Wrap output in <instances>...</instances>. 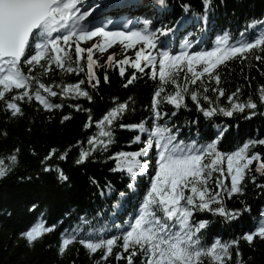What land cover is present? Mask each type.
<instances>
[{
  "label": "snow or ice",
  "instance_id": "6c2138e0",
  "mask_svg": "<svg viewBox=\"0 0 264 264\" xmlns=\"http://www.w3.org/2000/svg\"><path fill=\"white\" fill-rule=\"evenodd\" d=\"M155 3L162 9L168 7L167 0H155ZM117 6L141 5L139 0H127L124 4L92 0L87 7L85 0H0V101L4 102L12 117L24 114L21 103L35 102L48 112L62 109L65 106L63 102L53 103L50 99L57 96L65 100L84 98L89 103L94 102L93 94L87 88L96 90L101 83L96 68H117L126 81L123 84L125 88L133 85L141 74L147 76L150 73L152 79L158 76L161 82L152 96V119L147 123H120L129 104L119 102L117 98L113 100L114 106L95 121L91 108L79 103L70 105L77 112L88 114L84 129L93 126L98 129L97 134L87 137L88 148H80L75 163L83 165L98 152L108 153L116 142L115 125L133 132L138 130L140 134L134 135L130 142L137 145L136 150L116 151L107 159L114 165L110 171L126 173L133 180L138 176H148L150 186L143 195L138 214L127 227L117 226L119 234L78 236L73 230L62 238L59 252L63 254L70 245L79 243L90 254L102 252L97 264L112 256L117 261L125 260L126 264H135L137 258H142L141 264H231L234 259L236 264H244L239 251L240 241L248 245H253L256 240L264 242V212L260 214L257 225L243 233L240 239L233 238L230 242L217 239L210 244L205 243L203 236L211 221L197 220L196 216L198 213H210L225 221H233L250 210L247 206L229 210L225 201L243 195L249 179L256 183V174L264 177V153L254 150L257 146H264V139H251L231 152L218 149L219 139L207 144L186 143L179 139V129L166 122L169 113H163L161 105H172L178 110L187 107L185 100L190 96L199 111L208 118L217 114L231 117L237 112L244 113L246 109L256 110L258 104L251 96L240 101L239 88L231 95L226 94L220 87L222 78L218 69L234 59L247 60L249 55L264 64V31L259 35L252 32L250 39L244 38L248 29H264V19L248 24L239 34L241 39L235 43H231L230 36L225 34L211 51L182 50L173 54L168 49L167 40H161V37L167 38L177 30L172 25L151 29L149 21H145L142 28H129L125 23V30L114 31L108 29L111 21H101L92 26L86 23L90 18L97 20L105 15L107 9ZM202 7V19L208 23L212 0H203ZM183 9L186 13L190 11L187 4ZM187 23V20L174 22L178 27ZM184 43L185 48L190 46L189 41ZM116 45L121 46L120 59H117V52L108 51ZM129 50H134V54L129 55ZM97 53L100 56L108 53L104 63H100ZM37 68L39 75L36 74ZM55 69L77 76L83 73L85 78L59 85L41 82L40 76H47ZM128 69L133 71L126 75ZM181 73L184 74L182 84L178 79ZM213 81L215 87L210 89ZM103 82H109L107 72L103 75ZM169 84L174 86L171 93L166 90ZM210 90L216 94L217 100L225 98L228 105L219 106L207 95ZM8 93H12L10 98L6 96ZM201 100L210 106H202ZM258 101L264 104V85L258 88ZM170 115L175 116L176 113ZM71 119L70 114L63 115L60 122L63 124ZM78 143L82 145L83 141ZM19 151L16 149L17 153ZM69 151L60 153L55 148L51 149L42 161L43 171H53L48 162L53 157L67 159ZM8 159L14 164L17 156L11 155ZM9 171L11 166L0 159V178ZM55 171L61 182L69 181V176L62 169L57 167ZM92 183L98 182L93 179ZM257 186L264 189V185ZM106 188L112 190L110 184ZM101 192L103 194L104 189ZM54 228L41 221L23 232L22 236L28 245H33ZM114 249L119 250L114 252Z\"/></svg>",
  "mask_w": 264,
  "mask_h": 264
},
{
  "label": "trees",
  "instance_id": "16d2710c",
  "mask_svg": "<svg viewBox=\"0 0 264 264\" xmlns=\"http://www.w3.org/2000/svg\"><path fill=\"white\" fill-rule=\"evenodd\" d=\"M202 3L203 0H167L168 7L158 14L154 23L159 26L172 25L176 19L186 17L188 23L181 30L206 26L207 33L212 34L228 29L232 37L239 40V34L245 31L248 24L256 19H264V0H212L209 22L204 23ZM185 4L190 7L187 13L183 9ZM260 31L264 29H248L244 38L250 39L252 32L259 35ZM119 48L116 51L117 59L122 58L120 45ZM256 51L259 54V50ZM128 54L133 55L134 50H129ZM99 59L100 63L106 60L104 57ZM95 71L101 83L96 90L87 88L93 94L92 103L84 98L65 100L62 96H57L50 99L53 103L63 102L65 106L62 109L48 112L35 102L21 103L24 114L12 117L4 102L0 101V159L11 166V171L4 178H0V264H97L102 252L90 254L79 243L70 245L61 254L59 244L62 238L73 230L78 236L93 235L95 231L107 233L110 230L117 234V223L131 222L138 214L143 195L150 186L148 176H138L133 180L126 173L112 172L110 169L114 165L107 157L120 150H136L137 145L130 142L134 135L140 133L138 130L133 132L115 125L113 130L116 142L109 152H98L85 164L77 165L75 161L80 148H88L87 137L97 134L98 129L95 126L84 129L88 114L77 112L70 105L79 103L85 108H91L95 121L114 106L113 100L117 98L119 102L129 104V109L120 123H147L152 119V96L161 82L158 76L152 79L150 73L147 76L141 74L133 85L125 88L123 84L126 81L119 75L117 68H96ZM131 71L133 70L128 69L126 75ZM218 71L222 78L220 87L225 89L226 94L231 95L239 88L240 101H246L251 96L258 104L257 109H246L244 113L237 112L231 117L217 114L208 118L199 111L190 96H187V107L177 110L172 105H161V111L169 113L166 122L179 129V139L186 143L196 141L198 144H207L219 139L218 149L224 152L235 151L251 139H264V104L258 101V88L264 85V75H261L264 64L249 55L247 60L234 59L221 65ZM105 72L109 76L108 83L103 82ZM39 73L37 68L36 74ZM183 76L181 73L178 77L181 84ZM84 78L83 73L77 76L59 69L47 76H40L41 82L57 85L75 83ZM212 87H215L214 81L209 85L210 89ZM166 90L171 93L174 86L169 84ZM11 95L12 93L6 94L9 98ZM207 95L221 107L228 105L223 97L217 100L216 94L211 90ZM201 105L210 106L203 100ZM172 112L176 115H170ZM69 114L72 119L62 124L60 121L63 115ZM80 141H83L82 145L78 143ZM53 148L60 153L70 151L65 160L53 157L48 162L53 171L45 172L42 161ZM16 149L20 151L17 153ZM254 150L264 153V146H257ZM11 155L17 156L14 164L8 159ZM57 167L69 176V181L61 182L58 179L55 171ZM93 179L98 183H92ZM108 184L111 185V191L106 188ZM130 184L131 188L128 187ZM257 185H264V177L259 174H256L255 184L248 180L243 195L225 201L229 210L243 209L245 206L250 209L236 220L225 221L210 213L197 214V220L211 221L203 236L206 244L217 239L224 242H230L233 238L240 239L243 233L257 225L260 214L264 212V189ZM101 189H104L103 194ZM41 221L47 227L55 226L54 231L45 234L33 245H28L22 233ZM118 250L114 249V252ZM239 251L244 264H264V242L256 240L253 245H248L241 240ZM141 259L137 258L135 264H141ZM102 264H126V261H117L112 256ZM231 264H236L235 259Z\"/></svg>",
  "mask_w": 264,
  "mask_h": 264
},
{
  "label": "rangeland",
  "instance_id": "374dc122",
  "mask_svg": "<svg viewBox=\"0 0 264 264\" xmlns=\"http://www.w3.org/2000/svg\"><path fill=\"white\" fill-rule=\"evenodd\" d=\"M150 16H152L153 18L156 17L154 14H150ZM153 18H152V19H153ZM154 19H155V18H154ZM108 51H109V50H108ZM111 52H112V51H109V53H111ZM107 55H108V53H105L103 56H100L99 53H97V56H99V58H100V57H104V59H106V58H107Z\"/></svg>",
  "mask_w": 264,
  "mask_h": 264
},
{
  "label": "bare ground",
  "instance_id": "6f19581e",
  "mask_svg": "<svg viewBox=\"0 0 264 264\" xmlns=\"http://www.w3.org/2000/svg\"><path fill=\"white\" fill-rule=\"evenodd\" d=\"M225 31H229L228 29H225ZM138 200V199H137ZM130 221H128L127 222V224L126 223H123V227H126V225H128V223H129ZM217 232H219V229L217 230Z\"/></svg>",
  "mask_w": 264,
  "mask_h": 264
}]
</instances>
